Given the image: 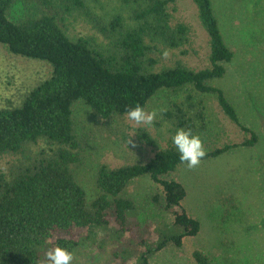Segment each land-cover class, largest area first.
Here are the masks:
<instances>
[{
	"label": "trees",
	"instance_id": "trees-1",
	"mask_svg": "<svg viewBox=\"0 0 264 264\" xmlns=\"http://www.w3.org/2000/svg\"><path fill=\"white\" fill-rule=\"evenodd\" d=\"M181 1L108 0L103 5L102 0H0V45L14 56L52 68L20 103L0 105V156L14 158L8 171L0 172V264H48L49 250L61 246L74 254L94 241L99 230L110 232L113 264L130 260L149 264L168 246L181 249L185 239L199 235L201 223L183 207L185 187L169 179L186 165L172 144L176 130L207 132L206 107L191 95L183 103H171L155 123L161 135L169 136L167 147H160L146 131L140 135L143 143L158 149L149 162L100 166L92 200L75 174L84 161L75 134L77 103L108 120L127 116L136 106L146 111L162 92L193 89L200 95H215L222 113L245 135L240 144L206 152L202 161L258 144L257 133L241 123L224 91L211 84L226 77L235 57L211 0H192L209 38V68L196 71L182 62L159 68L155 54L161 47L180 50L190 43L188 26L171 25L169 7ZM17 3L33 6L34 13L11 21L9 14ZM78 17L98 37L69 35L66 24ZM142 177L159 186L150 201L173 217L172 225L140 223L137 204L126 191ZM145 230L155 232L154 242L149 233L143 234ZM193 258L197 264H213L199 251Z\"/></svg>",
	"mask_w": 264,
	"mask_h": 264
},
{
	"label": "rangeland",
	"instance_id": "rangeland-1",
	"mask_svg": "<svg viewBox=\"0 0 264 264\" xmlns=\"http://www.w3.org/2000/svg\"><path fill=\"white\" fill-rule=\"evenodd\" d=\"M211 1L226 44L235 54L226 77L211 84L224 91L237 109L241 123L257 133L259 142L254 148H239L204 160L193 169L181 166L169 176L185 187L183 207L201 223V232L185 239L181 249L168 246L153 255L149 264H197L193 258L197 251L211 258L213 264H264V0ZM101 3L106 5L108 0ZM34 11L33 6L17 3L9 19L18 22ZM169 13L172 26L184 24L190 28V43L180 50L161 47V52L155 54L159 68L177 62L196 71L209 68V38L199 21L196 5L192 0H184L171 5ZM66 25L73 37H98L83 18L69 19ZM50 69L47 63L14 56L0 45V105L20 103L26 93L48 77ZM188 95L206 107L207 132L199 134L206 152L245 140L244 133L222 113L215 95H200L193 89L178 94L162 92L155 97L146 110L157 112L152 125L137 124L127 116L103 120L82 103L74 106L75 134L83 146L84 157L75 174L89 200L96 195L95 177L100 166L119 168L154 158L158 149L141 141L143 131L160 147H167L169 136L161 135L155 123L171 103H183ZM13 160L0 156V172H7ZM159 189L149 177H142L126 191V196L137 204L142 225L173 223L170 214L158 210L150 201ZM148 233L154 242L155 232H143L146 236ZM110 236L108 230L97 231L94 241L75 251L71 264H113Z\"/></svg>",
	"mask_w": 264,
	"mask_h": 264
},
{
	"label": "clouds",
	"instance_id": "clouds-1",
	"mask_svg": "<svg viewBox=\"0 0 264 264\" xmlns=\"http://www.w3.org/2000/svg\"><path fill=\"white\" fill-rule=\"evenodd\" d=\"M157 112H147L141 106H136L127 111V117L137 124L152 125ZM172 144L179 154V160L189 169L196 168L206 156L203 141L191 129L178 128L172 137ZM48 264H71L73 253L67 248L57 246L47 252Z\"/></svg>",
	"mask_w": 264,
	"mask_h": 264
}]
</instances>
